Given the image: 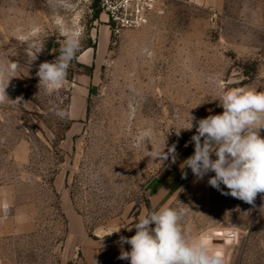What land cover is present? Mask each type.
<instances>
[{"label": "rangeland", "instance_id": "374dc122", "mask_svg": "<svg viewBox=\"0 0 264 264\" xmlns=\"http://www.w3.org/2000/svg\"><path fill=\"white\" fill-rule=\"evenodd\" d=\"M68 32L81 46L50 94L36 72ZM0 61L17 65L0 104V264H130L120 237L155 211L148 183L193 143L195 121L176 134L189 112L220 114L221 86L264 91V0H167L120 32L99 1L0 0ZM214 175L191 172L167 205L188 209L183 223L223 264H264V194L222 195Z\"/></svg>", "mask_w": 264, "mask_h": 264}, {"label": "clouds", "instance_id": "9594fccd", "mask_svg": "<svg viewBox=\"0 0 264 264\" xmlns=\"http://www.w3.org/2000/svg\"><path fill=\"white\" fill-rule=\"evenodd\" d=\"M80 46V35L68 32L59 55L51 62L39 64L36 72L39 87L43 85L50 94L61 88ZM16 68L15 63L0 61V104L11 101L5 90ZM217 101L223 109L221 114L197 120L189 112L187 126L176 131L178 136L181 130L191 131L193 121L196 122V134L191 137L194 153L181 166L190 168L198 179L214 172L208 180L209 185L220 190L222 195L254 205L257 195L264 194V137L260 135L264 129V91L250 86H221ZM12 102L20 104L21 100L17 98ZM56 114L65 115L63 111ZM164 148L158 157L162 160L176 151L175 145L167 153ZM221 184L227 192L220 189ZM187 211L186 207L176 209L165 204L156 211L142 214L127 228L132 231L134 227L135 235L120 237V242L129 244L131 250L121 251L118 259L129 260L130 264H223L222 257L210 252L207 244L183 223ZM120 228L111 234L119 232Z\"/></svg>", "mask_w": 264, "mask_h": 264}, {"label": "built area", "instance_id": "2783aa9c", "mask_svg": "<svg viewBox=\"0 0 264 264\" xmlns=\"http://www.w3.org/2000/svg\"><path fill=\"white\" fill-rule=\"evenodd\" d=\"M106 23L115 32L138 30L165 14L167 0H99Z\"/></svg>", "mask_w": 264, "mask_h": 264}, {"label": "crops", "instance_id": "0c3cea01", "mask_svg": "<svg viewBox=\"0 0 264 264\" xmlns=\"http://www.w3.org/2000/svg\"><path fill=\"white\" fill-rule=\"evenodd\" d=\"M223 112H219L220 114ZM194 153V142L182 149L172 162L148 183L150 203L156 211L167 204L173 195L180 189L186 178L192 172L190 168L181 166ZM186 174V176H185Z\"/></svg>", "mask_w": 264, "mask_h": 264}, {"label": "trees", "instance_id": "16d2710c", "mask_svg": "<svg viewBox=\"0 0 264 264\" xmlns=\"http://www.w3.org/2000/svg\"><path fill=\"white\" fill-rule=\"evenodd\" d=\"M98 1H99V0H95L96 3H97ZM99 12H100V11H97V12H96V15H97V16L99 15Z\"/></svg>", "mask_w": 264, "mask_h": 264}]
</instances>
